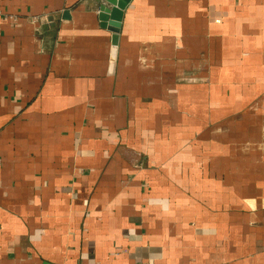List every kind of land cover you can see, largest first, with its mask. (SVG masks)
<instances>
[{
  "label": "crops",
  "instance_id": "1",
  "mask_svg": "<svg viewBox=\"0 0 264 264\" xmlns=\"http://www.w3.org/2000/svg\"><path fill=\"white\" fill-rule=\"evenodd\" d=\"M0 10V264H264V0Z\"/></svg>",
  "mask_w": 264,
  "mask_h": 264
},
{
  "label": "water",
  "instance_id": "2",
  "mask_svg": "<svg viewBox=\"0 0 264 264\" xmlns=\"http://www.w3.org/2000/svg\"><path fill=\"white\" fill-rule=\"evenodd\" d=\"M131 0H99V19L101 26L113 32V42L111 48V66L115 65L118 55L119 33L125 10ZM54 16H50L49 23L44 28L53 26Z\"/></svg>",
  "mask_w": 264,
  "mask_h": 264
},
{
  "label": "built area",
  "instance_id": "3",
  "mask_svg": "<svg viewBox=\"0 0 264 264\" xmlns=\"http://www.w3.org/2000/svg\"><path fill=\"white\" fill-rule=\"evenodd\" d=\"M0 15L5 17V18H14L13 15H9L7 13H3L1 10H0ZM49 18L50 16L48 14H45V15H42V16H39V17H35V21L38 22V23H41V24H46V23H49Z\"/></svg>",
  "mask_w": 264,
  "mask_h": 264
}]
</instances>
